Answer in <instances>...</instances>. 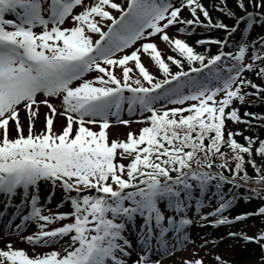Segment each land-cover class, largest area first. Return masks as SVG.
Returning a JSON list of instances; mask_svg holds the SVG:
<instances>
[{
  "label": "snow or ice",
  "instance_id": "snow-or-ice-1",
  "mask_svg": "<svg viewBox=\"0 0 264 264\" xmlns=\"http://www.w3.org/2000/svg\"><path fill=\"white\" fill-rule=\"evenodd\" d=\"M211 7L235 23L214 21L202 0H0V219L4 235L32 246L29 255L7 243L0 264H162L184 244L208 243L189 238V213L199 227L264 217V205L224 215L242 187L246 201L264 199V139L227 127L264 128V115L241 116L234 106L264 100V86L246 75L264 80V35L247 40L254 26L264 28V0H236L238 11L228 0ZM173 29L226 35L197 40L219 46L205 55L170 37ZM157 39L177 55L163 57ZM125 106L145 126L110 142V117L134 122L121 117ZM57 117L65 120L59 132ZM57 191L56 208L69 211L47 208ZM206 196L217 207L202 214ZM32 223L36 230L25 234ZM228 235L264 249V231ZM203 259L193 252L182 264Z\"/></svg>",
  "mask_w": 264,
  "mask_h": 264
},
{
  "label": "rangeland",
  "instance_id": "rangeland-1",
  "mask_svg": "<svg viewBox=\"0 0 264 264\" xmlns=\"http://www.w3.org/2000/svg\"><path fill=\"white\" fill-rule=\"evenodd\" d=\"M123 2V0H121ZM65 26H68L67 24ZM263 34V31L260 32ZM170 37L173 38H179L187 42L190 46L194 47V42L191 39L186 38V35L179 33L175 29L170 30L168 32ZM157 44L159 47V50L161 51V54L163 57H167L169 55L175 56L177 55L175 52H173L172 48L167 45L165 42L157 39ZM143 62L146 65V67L149 69V71L159 76V70L158 68L150 61V58L147 56L143 57ZM131 63V62H130ZM117 74L120 75L119 70H117ZM44 114H45V108L41 106L40 110V117L36 122L35 130L37 133L42 132L44 130ZM121 117L123 119H131L134 122L130 125H124L120 124L116 121L114 117H110V126L106 130L108 135V140L111 141H124L127 138V135L129 132L132 133H139V130L145 126L143 123H137L135 121L141 119L139 114L133 117H129L127 114L126 106L124 110L121 113ZM22 121L25 123V135H27V122L25 120V116H21ZM65 123L64 118L57 117L55 121V127L56 131L59 132L61 130V125ZM90 128H92L94 131H99L98 125H89ZM15 135V133H13ZM57 197H61L59 191H57L56 194ZM44 195H42L43 200ZM207 200V198H206ZM43 202V201H42ZM56 204H54L55 207ZM63 206V205H62ZM61 206V207H62ZM67 209L70 210V205H67ZM49 207V205H47ZM61 207L59 209H61ZM209 207V206H208ZM57 208H52V212H56V210H59ZM211 209H207L204 211V213L211 212ZM44 214H47V212H44ZM189 218L193 219L191 213H189ZM208 220H211V217H208ZM193 224L187 229V233L189 238L195 242L196 245L203 244L205 240L208 241L204 247L195 248L193 244H184L182 245L178 250H176L172 255L165 256L162 260V264H182V260L187 258L191 259L193 258V252H195L197 257H203V264H218L216 257L220 258V261L224 262V260H230L231 259V241L229 238L228 233L236 232L240 233L243 231H249V229H243V228H235L231 229L232 225H220L218 227H212L210 225H206L205 227H199L195 221L193 220ZM59 224V223H58ZM246 264H264V261H254L249 262Z\"/></svg>",
  "mask_w": 264,
  "mask_h": 264
},
{
  "label": "trees",
  "instance_id": "trees-1",
  "mask_svg": "<svg viewBox=\"0 0 264 264\" xmlns=\"http://www.w3.org/2000/svg\"><path fill=\"white\" fill-rule=\"evenodd\" d=\"M216 2L218 3L219 0H216ZM202 3L205 4L206 7H208L211 16L213 17V20H217V19H222L226 24H228L229 26H232L235 21L228 19L227 17L223 16L221 13L217 12L216 10H214L211 5L213 3V0H202ZM228 4L229 7L233 9V11H238L235 7L236 5V0H228ZM249 11H253V9L251 8V6L249 5ZM243 14V13H240ZM188 18L190 17V14H185ZM260 30L264 31V28H261L259 25L254 26L250 32H254V34H256L255 38L258 35H262L260 34ZM192 36L189 38L191 40H193L194 42V51L197 53H202L205 55H214L219 51V46L218 45H211L208 47H205L204 45H198L196 44L197 40H201V39H223L224 36L226 35V33L223 30H211V31H206L204 29H200L197 30L195 32L191 33ZM264 34V33H263ZM237 40L240 39L239 36L236 37ZM231 49H225V51H228ZM246 75L249 76L250 79H252L254 82L261 84L262 86H264V80H260L258 79L254 74H247ZM250 91H255L254 89L250 90ZM253 103L252 104H240L238 101L234 102V106L238 107L240 110V114L241 116H243L244 112H253V113H257L259 115H264V100H261L257 97H251L250 98ZM246 119H251V118H246ZM256 123H258L257 121H253V124L255 125ZM228 130H233V131H244L245 135H251L253 137L259 136L260 138L264 139V128H253L251 131H246V125L244 124H234L231 121H228L227 124ZM236 139L238 140V142L244 143L242 137H236ZM227 151V149H225ZM258 163H259V158H257ZM247 171L249 172L250 175H255L254 170L251 168V166L249 165L247 168ZM226 175L228 174L227 172L225 173ZM231 185H225L224 186V191L227 192L228 188H230ZM239 192V196H238V200L240 201V206H236L235 209L231 210L228 217L229 218H234L237 215H240L242 213H253L255 212L260 206L264 205V199H260V198H252L249 200H245L244 199V194L246 192L245 188H240L238 190ZM215 205L214 207H217V201L215 200ZM243 225L245 226H249L252 228H259L261 229V231H264V217L260 216V215H250L248 216L244 222ZM257 234H254L253 236H255ZM234 244V243H233ZM231 261H228L231 264H244L250 261H255V260H260V259H264V249H262L260 247V245L256 242H247L244 239L240 240H236V245L233 246L232 248V254H231Z\"/></svg>",
  "mask_w": 264,
  "mask_h": 264
},
{
  "label": "bare ground",
  "instance_id": "bare-ground-1",
  "mask_svg": "<svg viewBox=\"0 0 264 264\" xmlns=\"http://www.w3.org/2000/svg\"><path fill=\"white\" fill-rule=\"evenodd\" d=\"M57 222V226L59 225ZM4 223L3 220L0 223V250H5L6 249V245L7 243H11L13 248L15 249H23L25 250L29 255H32V246L29 247V245L26 244V242L22 241L18 236L15 235H4L3 234V230H4ZM35 231L34 229H31L30 227H28L26 229V233L25 234H30L31 232ZM28 247V248H25ZM50 249L48 248H37L36 251L37 252H46L49 251Z\"/></svg>",
  "mask_w": 264,
  "mask_h": 264
}]
</instances>
